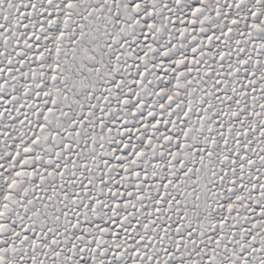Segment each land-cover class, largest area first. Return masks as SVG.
Segmentation results:
<instances>
[{
	"label": "snow or ice",
	"instance_id": "obj_1",
	"mask_svg": "<svg viewBox=\"0 0 264 264\" xmlns=\"http://www.w3.org/2000/svg\"><path fill=\"white\" fill-rule=\"evenodd\" d=\"M0 264H264V0H0Z\"/></svg>",
	"mask_w": 264,
	"mask_h": 264
}]
</instances>
